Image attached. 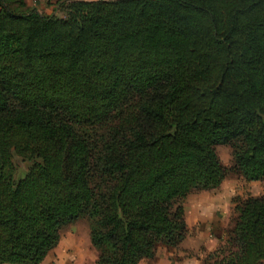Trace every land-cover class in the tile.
I'll return each instance as SVG.
<instances>
[{"label": "trees", "instance_id": "16d2710c", "mask_svg": "<svg viewBox=\"0 0 264 264\" xmlns=\"http://www.w3.org/2000/svg\"><path fill=\"white\" fill-rule=\"evenodd\" d=\"M58 5L0 0V264L82 218L95 264H141L186 240L190 194L264 180V0ZM235 213L203 264H264V197Z\"/></svg>", "mask_w": 264, "mask_h": 264}, {"label": "rangeland", "instance_id": "374dc122", "mask_svg": "<svg viewBox=\"0 0 264 264\" xmlns=\"http://www.w3.org/2000/svg\"><path fill=\"white\" fill-rule=\"evenodd\" d=\"M23 2L26 10L35 9L45 16H62L58 0H23ZM216 150L223 166L229 169L232 166L230 147L218 146ZM14 162L19 171L29 167L28 163L18 157L14 158ZM258 197H264V180L248 182L241 175L231 171L228 172L219 188L190 194L182 202L189 228L186 246L191 247L195 238L206 236L208 237L204 238V243H209L220 234L221 243L218 249L233 229L236 218L235 207L249 198ZM198 251L199 253L194 250L176 251L173 249L171 252L169 247L161 245L154 259L143 261L141 264H167L168 258L173 261L180 257L191 259L200 254H203L201 259V264H203L207 256L214 252L208 254L204 253L203 249ZM98 256L99 251L91 243V222L87 218H82L63 227L58 246L42 264H95ZM191 264H194V261Z\"/></svg>", "mask_w": 264, "mask_h": 264}, {"label": "crops", "instance_id": "0c3cea01", "mask_svg": "<svg viewBox=\"0 0 264 264\" xmlns=\"http://www.w3.org/2000/svg\"><path fill=\"white\" fill-rule=\"evenodd\" d=\"M206 236V235H205ZM208 236L206 237H200V238H195V241L194 243L192 244L191 247H188L186 246L187 244V241L185 240L181 245L180 247L178 248H170L171 252H173V249L174 250H180V251H185V250H194L196 253H199L198 250L201 251V249L205 250L204 253H210V252H213L217 249V247L220 245L221 241H220V238H221V235H216L213 240H210L209 243H204L205 240L204 238H207ZM184 256V255H183ZM203 258V254H200L198 257L195 258V256L191 259L189 258H183V257H180V258H176L174 259V261L170 258H168V263L167 264H191L192 261H194V264H201V259ZM187 259V260H186ZM152 260V259H150ZM146 261V260H145ZM149 261V260H148ZM190 261V262H188Z\"/></svg>", "mask_w": 264, "mask_h": 264}]
</instances>
